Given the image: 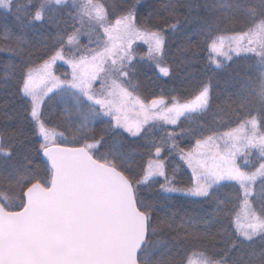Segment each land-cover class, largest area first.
<instances>
[{
    "label": "snow or ice",
    "instance_id": "obj_1",
    "mask_svg": "<svg viewBox=\"0 0 264 264\" xmlns=\"http://www.w3.org/2000/svg\"><path fill=\"white\" fill-rule=\"evenodd\" d=\"M139 7H144L142 0H113L107 6L99 0H0V8L25 28L38 22L59 25L68 9L80 25L58 33L41 62L26 63L20 71L16 89L21 107L43 140L38 152L50 171L47 165L44 176L38 168L22 170L17 158L24 148L23 133L0 140V264H172L171 249L192 239L215 249L202 255L199 264H264V162L254 171L244 170L253 150L264 161V0H215L210 10L221 11L228 20L243 17L245 26L226 32L208 24L200 29L217 56L231 61L233 54H252L248 58L256 60L259 70L258 86L240 94L243 111L236 127L224 133L199 122L211 111L209 84L191 98L170 90L167 97L161 92L145 102L138 94L133 81L141 62L164 77L172 74L164 60L166 32L174 34L181 25L175 0L163 5L167 28L153 23L159 14L155 9L138 22ZM137 41L148 46L145 56L137 57ZM58 61L71 67L63 80L54 72ZM213 63L222 68L220 60ZM97 81L99 89H94ZM83 98L91 102L84 116L89 123L111 117L114 129L146 140L156 162L138 173L132 154L103 135L85 137L79 147L62 146L63 134L47 126L46 115L53 101L65 105L69 118V101L81 113ZM165 126L175 127L169 131ZM157 128L163 132L159 140L153 138ZM188 138L194 146L184 151L179 141ZM172 153L191 169L192 186L186 190L176 185L174 170L172 177L166 172L163 156ZM152 183L159 184V198L145 195ZM235 185V193L225 191ZM172 193L196 197L211 211L197 216L174 212L168 203ZM234 197L246 210L243 222L232 214ZM178 216L182 233L163 239ZM157 250L159 258L154 257Z\"/></svg>",
    "mask_w": 264,
    "mask_h": 264
},
{
    "label": "trees",
    "instance_id": "obj_2",
    "mask_svg": "<svg viewBox=\"0 0 264 264\" xmlns=\"http://www.w3.org/2000/svg\"><path fill=\"white\" fill-rule=\"evenodd\" d=\"M100 3L110 5L113 0H99ZM168 0H142L144 7H139L138 22L145 17V13L155 9L159 14L155 17L153 23L163 25L165 20L169 19L163 9V5ZM178 5L177 18L180 20V31L176 33L166 32V50L164 60L171 66L172 74L169 77L162 76L157 69L148 63L138 64L137 78L133 81L140 88L138 94L145 102L160 95L161 92L167 97L170 90L173 95L181 98H191L205 84L211 87V111L200 119V123L215 128L217 132L224 133L230 128L236 127V121L243 111L239 107V99L242 91H250L258 86L257 78L259 70L256 66V60L251 59L252 54H243L235 56L231 61L222 63V68H217L213 63V54L210 51V41H206L205 35L201 34L200 29L203 25H214L221 32L230 30H240L246 24L243 17L235 20H228L221 11H212L208 7L215 0H175ZM75 16L72 9L60 15V23L45 24L38 22L35 27L25 28L15 16L0 8V140L7 139L10 134L23 133L20 136L24 148L18 154V164L22 170L38 168L41 175H46V163L42 153L38 152L42 140L38 133L32 130V125L25 119L26 113L21 107L22 101L16 89L19 82L21 69L26 63L37 64L41 58L49 51L54 43L58 33L64 34V31H72V26L80 27L79 22L73 21L68 13ZM175 23V20H172ZM8 35L10 39H5ZM22 38L18 43L17 38ZM191 40V44L188 40ZM83 45L84 42H81ZM86 44V43H85ZM137 57L145 54L144 45L136 47ZM61 68L59 65L58 69ZM7 85V86H5ZM89 102L84 100L81 106V113H77L74 103L69 101L67 108L71 110L69 114L65 112V105L53 101L49 112L46 115V123L50 129H54L63 134V145L82 146L85 137H97L101 135L108 139L110 143L115 141L122 144L125 152L133 156L134 167L137 172L146 171L148 164L157 160L154 150L146 147L147 141L140 137H132L121 129H114L110 125L111 118L102 117L92 123H89L84 116L87 113ZM258 106V105H257ZM220 113L223 117L216 114ZM257 113L253 112V115ZM229 116L232 119H229ZM183 120V117L181 118ZM169 131L175 126H165ZM260 129L264 130V127ZM163 132L157 128L153 131V138L159 140ZM61 142V140H60ZM90 142V140H89ZM180 148L184 151L190 150L194 146L191 138L179 141ZM2 159V157H0ZM166 172L169 177L175 172V182L180 188H189L192 186V175L180 157L172 153L163 156ZM260 162V160H259ZM240 163H243L240 161ZM246 167L244 166V169ZM159 183H164L163 177H156ZM259 183V180L257 181ZM238 185L229 187L225 191L235 193ZM159 190L158 183H152L151 187L145 190V195L149 198L157 197ZM171 199L168 201L174 212L183 214L188 212L192 216L203 215L205 211H211L207 205L198 202V198L183 195L181 193L169 194ZM18 204V201H14ZM10 207H12L10 205ZM243 208L242 200L233 198L231 210L233 216L240 215ZM16 208L15 210H17ZM184 227L183 221L177 217L176 224L169 235L162 238L170 239L177 232L182 233ZM196 226L189 228L192 231ZM156 237L155 239H159ZM215 249L207 243H201L197 240H185L173 247L168 253V258L172 264H188L192 258L212 255ZM160 250L154 253V257L159 258Z\"/></svg>",
    "mask_w": 264,
    "mask_h": 264
},
{
    "label": "rangeland",
    "instance_id": "obj_3",
    "mask_svg": "<svg viewBox=\"0 0 264 264\" xmlns=\"http://www.w3.org/2000/svg\"><path fill=\"white\" fill-rule=\"evenodd\" d=\"M80 42H84V44L85 43H87V39H86V37H82L81 38V41ZM138 45H144V47L146 48V52H145V54L143 55V56H145L146 55V53H147V48H148V46L146 45V44H144L142 41H137L136 42V44H134V49L136 50V47L138 46ZM210 51H211V49H210ZM211 53L213 54V60H220L221 61V64L223 63V62H225V61H228V60H225L224 59V57H222V56H217L215 53H213L212 51H211ZM136 54H137V56H140V55H138V53L136 52ZM243 54H247V53H241L240 55H243ZM236 55L235 54H233V57H235ZM59 65H61V68L60 69H58V67H59ZM216 66V65H215ZM54 72H55V75L56 76H58V77H60V79L61 80H63V79H65V78H67L68 76H69V74L71 73V67H70V65H68V64H66V63H64L63 61H58L57 62V64H56V66H55V68H54ZM99 86H100V82L99 81H97L94 85H93V88L94 89H99ZM85 101H87V99L86 98H83ZM87 102H89V103H91L90 101H87ZM130 116H131V114H130ZM105 117H107V118H111V117H108V116H105ZM112 119V118H111ZM52 130H54V129H52ZM122 131H124L123 129H121ZM55 132H57V133H60V132H58V131H56V130H54ZM260 131L261 132H264V130H262V129H260ZM125 133H127L126 131H124ZM128 134V133H127ZM128 135H130V134H128ZM39 136V135H38ZM131 136V135H130ZM39 138L42 140V138L39 136ZM56 139H57V141L58 142H60V140H62V138L60 137V136H57L56 137ZM42 142H43V140H42ZM221 143H222V141H221ZM248 160H249V163L247 164V165H244L246 168L244 169L245 171H254L257 167H259V164L261 163V162H264V161H262V160H260V158H259V156H258V153L255 151V150H253V152H252V154L248 157ZM259 160H260V162H259ZM183 161V160H182ZM240 161H242V159L240 160ZM240 161H238V162H240ZM156 162V160H153V161H151L150 163H155ZM184 162V164L186 165V167L189 169V171L191 172V169L187 166V163L185 162V161H183ZM243 162V161H242ZM183 189H187V188H183ZM245 212H246V210H245V208L243 207L242 208V211H241V213H240V217H241V221L243 222V220H244V215H245ZM201 260V257H195V258H192L190 261H188V264H190V262H192V264H199V261Z\"/></svg>",
    "mask_w": 264,
    "mask_h": 264
},
{
    "label": "water",
    "instance_id": "obj_4",
    "mask_svg": "<svg viewBox=\"0 0 264 264\" xmlns=\"http://www.w3.org/2000/svg\"><path fill=\"white\" fill-rule=\"evenodd\" d=\"M62 146H64V145H62ZM66 147H79V146H66ZM44 158H45L46 162L50 165V163L47 161V158L46 157H44Z\"/></svg>",
    "mask_w": 264,
    "mask_h": 264
}]
</instances>
